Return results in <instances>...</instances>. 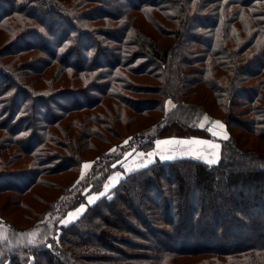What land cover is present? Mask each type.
Returning a JSON list of instances; mask_svg holds the SVG:
<instances>
[{
    "label": "trees",
    "instance_id": "obj_1",
    "mask_svg": "<svg viewBox=\"0 0 264 264\" xmlns=\"http://www.w3.org/2000/svg\"><path fill=\"white\" fill-rule=\"evenodd\" d=\"M205 116L223 122L228 139L201 125ZM142 117L154 118L120 132ZM235 127L264 143V0H0V194L31 208L25 196L41 188L35 196L47 202L27 227L1 209L0 224L27 230L61 213L41 244L0 241V264H180L199 255L208 257L196 264H264V153L245 147ZM168 137L219 140L217 163L157 159L60 224L130 153ZM95 139L108 146L85 156ZM25 157V168L14 166ZM66 172L75 175L68 183L51 178ZM49 189L58 190L52 200ZM232 224L241 232L226 244Z\"/></svg>",
    "mask_w": 264,
    "mask_h": 264
},
{
    "label": "rangeland",
    "instance_id": "obj_2",
    "mask_svg": "<svg viewBox=\"0 0 264 264\" xmlns=\"http://www.w3.org/2000/svg\"><path fill=\"white\" fill-rule=\"evenodd\" d=\"M160 18L169 26H174L175 24H173L172 22L167 21L163 16L159 15ZM136 21H138L139 24L144 25V29L147 30L149 32V34H151L152 36H154L155 38H159L162 42V44L167 43L169 41V39L163 35L160 34V32L157 30V28H154V26H150L149 23H147L143 17L141 15H139L138 17H136ZM146 22V23H145ZM84 42V41H82ZM55 68H50L47 70L46 72V76L50 77L51 73L54 72ZM134 76V75H133ZM63 78H67V76H63ZM135 80H137L138 77L135 76ZM138 80L142 81V82H149V83H155V79L149 76H140L138 78ZM44 79L42 81L39 82L40 86L44 85ZM148 84V83H147ZM198 91V90H197ZM209 91L206 88H203V91L199 94H208ZM151 95L147 94L145 96H138V100L143 101L145 99H147L146 97H149ZM204 96V95H202ZM202 96H200V98H202ZM198 98V95H193L191 96V99H196ZM171 104V103H169ZM82 114H84V112H79L77 113V116H83ZM134 114V113H133ZM71 117L66 118L64 120L65 125L67 124H71ZM154 117L152 118H145L142 117L139 119V122L137 125H135L134 127H132V125L129 126H119V130L121 133H128L131 132L132 130L136 129V127H140L146 124H149ZM215 122L214 120H212L209 116H205V118L201 121V125L204 124H210V126H214V129L217 132V128L215 127ZM2 131H0L1 133ZM234 132L237 135V137L240 139L241 137V142L244 144L245 147H249V148H253L255 150L261 151L262 153H264V143L259 140L258 138H251V139H245L246 138V133L244 132V130L242 128H234ZM218 133V132H217ZM3 134V132H2ZM109 139L112 140H116V136L115 135H109ZM192 143H177L175 144V146H173L171 150H173L172 154H170L172 157L177 156V155H186L187 153H199L204 157H212V155L210 154V152L213 155H218L219 154V149H220V141L219 140H210V141H203L202 138H193V139H179V138H166V140L163 141H189ZM160 141V142H163ZM95 142L98 143L97 145V149L95 150H90L88 152L85 153V156L87 157H93L95 154H97L100 150L105 149L108 146V143L106 142H101L98 139H95ZM206 142V143H205ZM168 144V143H167ZM27 145V144H26ZM212 145H216L217 147L213 148ZM12 148V147H11ZM14 148V147H13ZM15 149H17L15 147ZM134 153V152H132ZM132 153H130L129 155H131ZM8 154V153H6ZM128 155V156H129ZM217 155L215 157H217ZM5 157L7 155H4ZM127 156V157H128ZM219 156V155H218ZM127 159V158H126ZM125 159V160H126ZM216 159V158H215ZM124 160V161H125ZM162 160V159H161ZM204 160V159H202ZM28 158H20L16 161V165H14L15 167L18 168H25L26 164H27ZM205 161V160H204ZM86 163V162H85ZM83 163V165L85 164ZM90 163V162H88ZM91 164V163H90ZM90 168V167H89ZM88 168V170H89ZM86 169L83 168V173L87 172L85 171ZM75 175L72 172H66V173H62V174H58V175H54L51 176V178L55 181H60V182H64V183H68L71 178H73ZM106 184V183H105ZM106 187L108 188L107 197H111L112 196V188L113 186H111L109 183L106 184V186L104 185V188L102 191L98 192V193H91L88 194L86 197V202L81 204L80 206H78L76 209H72L70 211L67 212L66 216L60 221V224L66 225L65 223H62V221L68 220L70 219V214L76 212L79 208H81V206H84V209L86 210L87 205H91L88 203V199L91 197H99L98 199L95 200L98 201L100 198H102L103 196H100L99 194L102 192H105ZM45 189H41V188H36L32 193H28L25 197V201L29 204V206H31V208L25 207V206H20L19 203L16 201V197L13 193H2L0 194V209L3 210V212L5 213V215L11 219L13 222H15L16 224H18L19 227H27L31 221H29V214H33L39 210H43L46 207V203L45 201H41L37 196H35V191L40 192V191H44ZM58 193V190L56 189H49L48 193L46 195V198H49L50 200L55 198V195ZM238 201V199H236ZM94 202V203H95ZM93 204V203H92ZM219 207H222V204L219 205ZM225 211L227 212V214H231L232 210L229 207H224ZM84 210V211H85ZM83 211V212H84ZM78 213V215L76 216V218L73 221H75L76 219H78L82 213ZM52 213V212H51ZM51 213H49L47 219H45V223L46 224H39L37 226H34L33 228H30L27 230H21V231H14L12 229H9L7 226L0 224V241H2L4 243V248L6 247H10V246H14V245H19L21 247H23L22 245H33L36 246L37 244H41L45 241H47L48 239L46 238V236L43 233V230L45 227L50 226V228H53V221L54 219H56L61 213H60V209L56 210L53 212V215H51ZM139 215H141V210H139L137 212ZM137 214V215H138ZM188 213L185 212V216H187ZM220 219L225 222V223H231L232 221L229 219V217L225 216V215H220L219 216ZM145 218V216L143 217ZM129 223H132L131 221H128ZM211 223H213V221L211 220ZM69 224V223H67ZM216 225V224H211V226ZM232 231L229 234V237L227 238V242L226 244H230L232 239L235 238L236 236H238L241 232V228L239 226H237L236 224H232ZM46 233H51L50 231H45ZM28 233H34L33 236H29L27 235ZM127 240L129 239V237H126ZM184 239H186V241L188 242V245H194L193 242H197L195 241V239H189L188 237H185ZM183 239V240H184ZM31 240H35V243H31ZM192 240V241H191ZM132 243H127V245L123 248V250H131L133 246L132 244L134 243V241H131ZM136 243V242H135ZM2 256V253H0V257ZM33 257V256H32ZM208 256H203V255H199V256H194V257H182L179 260L180 264H196L197 262L203 260L204 258H207Z\"/></svg>",
    "mask_w": 264,
    "mask_h": 264
},
{
    "label": "crops",
    "instance_id": "obj_3",
    "mask_svg": "<svg viewBox=\"0 0 264 264\" xmlns=\"http://www.w3.org/2000/svg\"><path fill=\"white\" fill-rule=\"evenodd\" d=\"M218 122H221V121H218ZM221 123H222L223 127H220L219 124L215 123V125H216L215 127L217 128L218 133L214 129V126L211 127L213 135H215L217 138H223L225 135L228 136V132H227L225 124L223 122H221ZM168 138H170V137H168ZM171 138H175V137H171ZM193 138H201V137L179 138V139H193ZM202 139H203V141H210L211 140V139H206V138H202ZM163 140H166V138L157 139L155 148L148 151V152H144L142 150L133 151L134 153L129 155L127 157V159L122 163V169L113 171L109 175V177L105 183L106 184L109 183L114 188L119 182H121L126 177V175L128 173L146 168V167L150 166L153 162H155L157 159H161V157H172L170 154H172L173 150L170 151V149L173 146H175V144H177V143H168L167 144L166 143L167 141H163ZM158 141L159 142L163 141V142H160L158 144L157 143ZM142 153L143 154L152 153L153 154L151 157L152 162L148 163L149 157L147 155H141ZM210 154L212 155V158H215V156L217 155V154L213 155L211 152H210ZM174 157L175 158H173V159L182 158V157L195 158L194 156H189V155H185V156L184 155H177ZM173 159H162V160L166 161V160H173ZM145 164L147 165L146 167L142 166ZM87 170H88V168L85 171H87ZM82 172H83V167H82ZM106 184H105V186H106Z\"/></svg>",
    "mask_w": 264,
    "mask_h": 264
},
{
    "label": "snow or ice",
    "instance_id": "obj_4",
    "mask_svg": "<svg viewBox=\"0 0 264 264\" xmlns=\"http://www.w3.org/2000/svg\"><path fill=\"white\" fill-rule=\"evenodd\" d=\"M167 103H171L170 101L169 102H167ZM216 124H219L220 125V127H223V125H222V123L221 122H215ZM224 139H228V137L225 135L224 137H223ZM192 142H194V141H192ZM192 142H190V141H169V142H166V143H185V144H187V143H192ZM125 143L127 144L128 142L127 141H125ZM158 144L160 143L159 141L157 142ZM206 143V142H205ZM212 147L213 148H215V147H217L216 145H212ZM141 155H147L148 157H149V160H148V163H151L152 162V160H151V157H152V153H148V154H141ZM186 155H189V156H194L195 158H197V159H204L205 160V162L206 163H208V164H215V163H217V160L215 159V158H212V157H204V156H202L201 154H199V153H187ZM173 158H175V157H161V159H173ZM91 166V164L90 163H88V162H86L84 165H83V168L84 169H87V168H89ZM142 166H147L146 164L145 165H142ZM81 178H83V177H81ZM107 191H108V188L106 187V190H105V192H102V193H100L99 195L100 196H106V194H107ZM99 197H91V198H89L88 199V203L89 204H92V203H94L95 202V200L96 199H98ZM110 198V197H109ZM85 209H84V206H81V208H79L76 212H74V213H71L70 214V219H68V220H65V221H62V223H65V224H67V223H71L72 222V220H74L75 218H76V216L78 215V213H81V212H83ZM27 235H29V236H33L34 235V233H28ZM31 243H35V240H31L30 241ZM48 247H52V245H48Z\"/></svg>",
    "mask_w": 264,
    "mask_h": 264
}]
</instances>
